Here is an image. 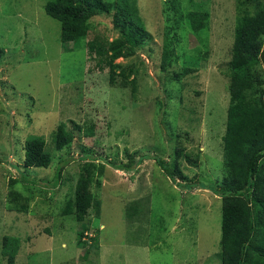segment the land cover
<instances>
[{
  "label": "rangeland",
  "instance_id": "1",
  "mask_svg": "<svg viewBox=\"0 0 264 264\" xmlns=\"http://www.w3.org/2000/svg\"><path fill=\"white\" fill-rule=\"evenodd\" d=\"M49 1L0 0V264H7L6 236L21 240L15 264H222V197L200 183L215 184L226 174L222 138L238 0H209L208 46L184 34L179 55L181 47L187 55L167 72L161 71V55L173 14L165 0H130L152 37L137 56L117 61L138 71L136 98L131 86H112L109 69L84 48L96 36H119L115 11L95 16L87 41L74 48L61 42L60 22L46 14ZM200 47L208 56L196 63L191 54ZM186 66L196 71L175 80L174 73ZM61 123L74 140L69 149L56 151L53 134ZM77 126H93L95 136L85 137ZM36 136L54 151V161L49 168L27 170L25 145ZM82 147L106 167L101 186H92L100 217L92 209L78 222L62 209L74 197ZM178 149L190 178L177 181L182 187L154 159L138 162L143 156L172 162ZM129 154L137 163L127 170ZM113 160L116 165L109 164ZM61 161L69 163L55 186ZM19 171L31 184L14 187ZM79 233L88 246H79ZM95 237L98 247L91 248Z\"/></svg>",
  "mask_w": 264,
  "mask_h": 264
},
{
  "label": "trees",
  "instance_id": "2",
  "mask_svg": "<svg viewBox=\"0 0 264 264\" xmlns=\"http://www.w3.org/2000/svg\"><path fill=\"white\" fill-rule=\"evenodd\" d=\"M132 1V0H131ZM130 0H118L111 4L105 0H50L45 6L48 16L61 24V42L73 44L77 48L86 42L92 25L91 20L97 15H113L114 29L119 36L113 40L96 36L88 41L90 57L98 61L102 69H109V82L112 86L127 88L131 86L134 98L138 90V71L132 66L123 67L117 63L124 58L135 57L138 51L151 40L144 22L136 16L137 8H133ZM167 17L165 40L161 55V71L167 72L181 57L179 44L184 34L192 33L200 39L203 47L208 46L204 37L210 30L211 14L209 0L207 3H197L196 0H165ZM238 17L235 27L234 43L231 50L228 77L230 79V104L226 131L222 138L224 164L226 174L215 184L200 183L201 188L210 189L222 197L221 220V260L222 264H264V0H238ZM191 54V53H188ZM196 63L207 58L208 53L202 52V47L191 54ZM192 58H190L192 60ZM196 68L186 66L179 73H174L175 80L194 73ZM83 130L85 137L95 136L93 126ZM74 140L73 132L61 123L53 134V144L56 151L69 149ZM54 151L48 150L43 137L29 139L25 145L24 168H49L54 161ZM130 163L123 168L130 170L137 162L133 161L136 153L128 155ZM143 156L139 163L154 159L169 179L178 185L177 181H189L190 178L181 168L182 150H176L172 162L158 156ZM80 160L82 170L77 182L74 197L66 202L62 213L74 216L78 222H83L94 209L95 216L100 217L101 201L92 191V186L100 187L106 164L102 158L94 156L91 149L82 147ZM194 165L196 161L186 156ZM69 161H61L54 179L59 185L62 173ZM104 163V164H103ZM115 160L109 164L116 165ZM121 167V166H120ZM118 167V168H120ZM122 168V167H121ZM20 182L11 181L14 187L19 183L31 184L25 174ZM28 178V177H27ZM182 187V184L179 183ZM48 186V185H47ZM187 188H192L187 185ZM18 193V192H16ZM19 194V193H18ZM85 233H79L80 247L88 246L82 239ZM91 248L98 247V238ZM21 240L6 236L3 241L2 255L7 258V264H15L20 251Z\"/></svg>",
  "mask_w": 264,
  "mask_h": 264
}]
</instances>
